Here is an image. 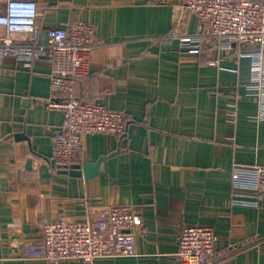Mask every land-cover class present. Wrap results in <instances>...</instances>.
<instances>
[{"label": "crops", "instance_id": "1", "mask_svg": "<svg viewBox=\"0 0 264 264\" xmlns=\"http://www.w3.org/2000/svg\"><path fill=\"white\" fill-rule=\"evenodd\" d=\"M7 1L0 0V13ZM35 1L39 43L47 42L49 26L66 27L76 17L94 27L90 72L74 95L123 110L127 140L89 135L80 164L55 162L52 137L64 114L49 106L51 68L2 56L0 264H48L22 253L25 242L41 240L44 222L80 220L117 203L143 218L135 254L60 264H180L179 233L190 224L216 229L211 264H264V196L257 207L233 202L235 190H248L234 187V168L264 165V106L250 88L244 46L221 47L198 16L184 12L181 34H202L203 47L198 56H180L179 40L167 36L183 0ZM101 156L93 177L61 171Z\"/></svg>", "mask_w": 264, "mask_h": 264}, {"label": "built area", "instance_id": "2", "mask_svg": "<svg viewBox=\"0 0 264 264\" xmlns=\"http://www.w3.org/2000/svg\"><path fill=\"white\" fill-rule=\"evenodd\" d=\"M184 12L198 16L210 36L231 51L244 46L242 55L252 58L255 100L264 106V0H183L174 12V26L168 38L179 40L182 57L198 56L202 34H181ZM42 13L35 0H8L0 13L1 57L11 55L30 66L40 60L51 68L49 106L64 114L61 128L52 137V159L62 166L78 165L84 160L85 138L94 134L118 136L127 140V116L123 110L110 109L100 102H87L74 95L75 83L90 72L95 31L92 24L74 18L66 27L49 26L47 42L39 43ZM202 26V27H203ZM26 35L17 41L15 34ZM264 108V107H263ZM234 203L259 206L264 196V165L238 166L232 172ZM142 216L129 204L91 208L83 219L46 221L38 242H25L24 255L44 258L48 264L63 260L92 263L100 258L131 256L135 249V230ZM219 235L212 226L190 224L179 233L177 257L180 264H211L218 249Z\"/></svg>", "mask_w": 264, "mask_h": 264}, {"label": "water", "instance_id": "3", "mask_svg": "<svg viewBox=\"0 0 264 264\" xmlns=\"http://www.w3.org/2000/svg\"><path fill=\"white\" fill-rule=\"evenodd\" d=\"M104 159L105 156H101L95 162H85L82 166L65 168L62 169L61 171L75 176H82L84 174L85 177L90 178L101 173L100 166Z\"/></svg>", "mask_w": 264, "mask_h": 264}]
</instances>
